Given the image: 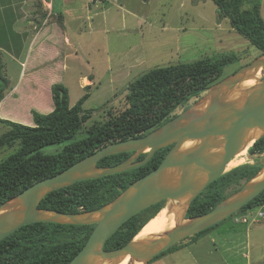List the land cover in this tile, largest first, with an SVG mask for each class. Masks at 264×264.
Instances as JSON below:
<instances>
[{
  "label": "rangeland",
  "instance_id": "rangeland-1",
  "mask_svg": "<svg viewBox=\"0 0 264 264\" xmlns=\"http://www.w3.org/2000/svg\"><path fill=\"white\" fill-rule=\"evenodd\" d=\"M260 4L264 21V0ZM223 54L239 61L226 66L215 84L260 57L227 19L219 18L212 0H0V61L8 80L0 120L32 127L31 111L51 112L50 88L61 84L70 107L88 95L82 107L92 111L86 130L105 121L108 112H122L128 85L145 72ZM262 77L259 73L256 81ZM7 131L0 122V136ZM83 136L81 131L71 142ZM64 145L42 152L56 154ZM17 147H0V162ZM263 161L264 154L246 152L242 165ZM236 189L228 188L225 195ZM243 217L245 224L239 222ZM190 243L185 240L178 249ZM150 264H264V205L236 212L195 243Z\"/></svg>",
  "mask_w": 264,
  "mask_h": 264
},
{
  "label": "trees",
  "instance_id": "trees-1",
  "mask_svg": "<svg viewBox=\"0 0 264 264\" xmlns=\"http://www.w3.org/2000/svg\"><path fill=\"white\" fill-rule=\"evenodd\" d=\"M212 3L218 9L219 18L227 19L230 27L247 40L259 56L264 55V21L260 17V0H212ZM238 61L236 55L223 54L216 58L205 57L190 63L153 68L128 85L122 112L116 115L108 112L105 121L94 122L86 130L84 124L91 118L92 111H85L82 107L88 95H83L70 107L66 88L53 84L50 88L53 109L47 114L31 111L32 127L0 120L8 128L0 136V147L18 146L14 154L0 162V206L37 181L62 172L108 144L141 138L158 129L190 108L221 78L226 66ZM2 68L0 61V102L8 87ZM179 108L181 111L176 113ZM81 131L84 136L71 142ZM63 144L62 150L56 154L42 152L46 147ZM170 148L158 150L146 165L138 169L75 183L51 192L40 201L38 208L68 214L99 209L112 202L130 184L156 169ZM247 152L249 157L264 154V137ZM133 154L109 156L99 161L97 166L112 167ZM145 156L141 154L136 161L143 160ZM261 166L244 164L213 181L191 203L186 218L208 212L227 197L225 192L228 188L236 187L237 191L243 186L241 183H247L258 174ZM263 205L264 190L239 212ZM163 206L164 202H160L130 218L107 240L104 250L124 247ZM219 224L186 240L196 242ZM93 228L52 223L24 226L0 241V264H68L85 245ZM182 242L151 262L179 250Z\"/></svg>",
  "mask_w": 264,
  "mask_h": 264
},
{
  "label": "water",
  "instance_id": "water-1",
  "mask_svg": "<svg viewBox=\"0 0 264 264\" xmlns=\"http://www.w3.org/2000/svg\"><path fill=\"white\" fill-rule=\"evenodd\" d=\"M252 73H261L263 77L246 91H240L238 95L243 93L242 97L229 99L231 91L248 81ZM207 92L202 103L192 105L148 135L108 144L62 172L37 181L2 204L0 241L22 227L36 223L94 226L85 245L68 264H102L106 261L118 264L124 257L148 264L187 238L240 211L264 190V161L258 174L233 195L202 215L186 218L191 203L208 185L229 172L227 165L244 149L248 134L260 132L252 145L264 137V55L222 79ZM191 142L194 144L186 146ZM169 146L171 148L156 169L130 184L112 202L99 209L68 214L38 208L40 201L51 192L138 169L146 165L155 152ZM130 152L134 154L118 165L97 166L106 157ZM141 154L146 156L136 161ZM260 174L263 178L256 181ZM160 202L170 204V214L181 215L184 222L157 239L135 241L137 234L124 247L104 250L107 240L125 222Z\"/></svg>",
  "mask_w": 264,
  "mask_h": 264
},
{
  "label": "bare ground",
  "instance_id": "bare-ground-1",
  "mask_svg": "<svg viewBox=\"0 0 264 264\" xmlns=\"http://www.w3.org/2000/svg\"><path fill=\"white\" fill-rule=\"evenodd\" d=\"M259 73L256 75V77L253 80H248L246 82L241 83L240 85H237L228 96L229 99H236L238 97V93L243 90L244 87H251L256 84V79H258ZM242 88V89H240ZM240 89V91L237 93V90ZM260 132L259 131H251L248 134V143L242 149V151L239 152L238 155H236L227 165V170L236 168L243 163H245V154L247 152V149L252 145V143L259 137ZM191 144H194V142H191L190 144H187L186 146H190ZM263 178L262 174L257 178L256 181H259ZM169 205H164L162 210L157 213V215L150 220L148 223L145 224L147 226V230H141L138 235L135 237V241H151L154 239H157L159 236L163 235L167 231L173 229L175 225L178 223H183V219L180 216H174L170 214L169 211ZM144 226V227H145ZM110 261H106L102 264H110ZM118 264H141L136 263L130 259V257H124L121 258Z\"/></svg>",
  "mask_w": 264,
  "mask_h": 264
},
{
  "label": "crops",
  "instance_id": "crops-1",
  "mask_svg": "<svg viewBox=\"0 0 264 264\" xmlns=\"http://www.w3.org/2000/svg\"><path fill=\"white\" fill-rule=\"evenodd\" d=\"M262 3H263V0H262ZM260 6H261V4H260ZM194 243H195V242H194ZM190 244H192V243H190ZM190 244H188L187 246L183 247L182 249L188 247ZM182 249H180V250H182ZM180 250H177V251H175V252H178V251H180ZM175 252L170 253V254H167V255H165V256H163V257H160V258H166V256L171 255V254H174ZM149 264H150V263H149Z\"/></svg>",
  "mask_w": 264,
  "mask_h": 264
},
{
  "label": "built area",
  "instance_id": "built-area-1",
  "mask_svg": "<svg viewBox=\"0 0 264 264\" xmlns=\"http://www.w3.org/2000/svg\"><path fill=\"white\" fill-rule=\"evenodd\" d=\"M258 217H262V214L259 213ZM235 222H237V221H235ZM239 222H241L242 224H245V223H247V219L243 217V218L240 219Z\"/></svg>",
  "mask_w": 264,
  "mask_h": 264
},
{
  "label": "flooded vegetation",
  "instance_id": "flooded-vegetation-1",
  "mask_svg": "<svg viewBox=\"0 0 264 264\" xmlns=\"http://www.w3.org/2000/svg\"><path fill=\"white\" fill-rule=\"evenodd\" d=\"M151 261H152V260H151ZM151 261H150L149 263H151ZM149 263H148V264H149Z\"/></svg>",
  "mask_w": 264,
  "mask_h": 264
}]
</instances>
